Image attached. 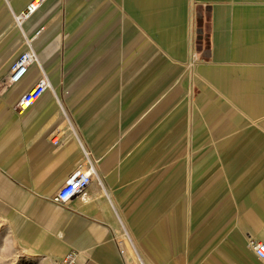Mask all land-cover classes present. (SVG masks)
I'll list each match as a JSON object with an SVG mask.
<instances>
[{"label": "crops", "instance_id": "obj_1", "mask_svg": "<svg viewBox=\"0 0 264 264\" xmlns=\"http://www.w3.org/2000/svg\"><path fill=\"white\" fill-rule=\"evenodd\" d=\"M5 1L4 35L7 11L29 0ZM23 34L56 95L14 108L37 64L0 90V215L19 248L40 264L69 251L77 264H138L125 232L143 264H264L248 245L264 242V0H43L0 48V83ZM54 34L63 64L83 72L68 96L50 73ZM82 146L103 187L60 207L51 197Z\"/></svg>", "mask_w": 264, "mask_h": 264}, {"label": "built area", "instance_id": "obj_2", "mask_svg": "<svg viewBox=\"0 0 264 264\" xmlns=\"http://www.w3.org/2000/svg\"><path fill=\"white\" fill-rule=\"evenodd\" d=\"M43 0H29L25 8L18 12L13 13V21L17 28L21 29L24 20L29 18L35 13L42 5ZM33 64L39 65L40 75L37 80L25 90L14 104V108L18 111H23L30 107L45 91L52 90V85L46 72L42 69L38 63L37 54L32 46V41L28 39L26 35H22V38L18 44V51L11 60L7 74L0 83V90L8 89L21 81L28 73L30 66ZM65 114V112H64ZM70 121H67V129L75 132L74 126ZM64 136V125L58 124L53 129V134L50 141L53 145L61 143ZM82 160L79 162L66 177L64 182L56 189L55 193L51 197V201L60 206L68 207L69 203L75 197H79L81 200H87L88 196L86 188L93 181L97 180V171L95 166V160L91 158V152L82 146ZM249 247L255 254V256L264 262V242L257 240H250ZM52 264H77L76 255L73 251H69L63 255L62 258L55 261ZM139 264H143L139 262Z\"/></svg>", "mask_w": 264, "mask_h": 264}, {"label": "rangeland", "instance_id": "obj_3", "mask_svg": "<svg viewBox=\"0 0 264 264\" xmlns=\"http://www.w3.org/2000/svg\"><path fill=\"white\" fill-rule=\"evenodd\" d=\"M0 3H7V2L5 0H0ZM0 16H2L1 10H0ZM5 17H7V20H8L6 24L7 32L5 33L6 35L2 34V32L0 33V48L4 54H8V52H10L12 48V44H10L11 40L9 37H10L11 32L16 30V27L8 11ZM50 38L51 39L49 40L46 49L55 54H57V52H60V51L62 53L59 60L56 57H53V59H51L52 60L51 68L53 69L50 71V73L54 74L56 78H59L61 82L57 90L60 96H68L77 91V83L79 81V78L83 75V72L80 73L76 69L77 65L73 64V65H68L69 67H66L65 64H63V51H64L63 42L65 38L63 36L62 37L60 36L59 38L57 37V34L52 35ZM15 42L17 43L18 40ZM73 60L74 62H76L77 58L74 57ZM58 61L60 62L59 70H58V65H57ZM68 80H69L70 85L67 84ZM51 92L53 93L54 96L56 95V91L54 88L51 90ZM186 93L188 94L189 92L187 91ZM141 96H142L141 91L135 95V98L133 99L135 100L134 102H136L134 103L135 106H138L141 104ZM65 106L71 111L70 107H68L67 105ZM117 123H118L119 129L122 126L126 125V116L124 115V113L117 114ZM95 182L98 184V179ZM0 222H1L0 224V264H40L37 258L29 255L28 251H25L24 249L19 248L18 245L20 241H16V233L14 231V225L12 223V219L11 218L4 219V215H0ZM122 245L123 247L128 248V250L125 253V257H128V261H130L131 258H133L134 261L139 264V261L137 259L138 256L135 253V249L133 248V245L130 243L127 237L124 235V233H122Z\"/></svg>", "mask_w": 264, "mask_h": 264}, {"label": "bare ground", "instance_id": "obj_4", "mask_svg": "<svg viewBox=\"0 0 264 264\" xmlns=\"http://www.w3.org/2000/svg\"><path fill=\"white\" fill-rule=\"evenodd\" d=\"M28 39L30 40V41H32V39H31V37L30 36H28ZM36 67V64H33L32 65V67H31V70L30 71H32V69L33 68H35ZM30 73V72H29ZM28 78V76H26V77H24L21 81H19L18 83H16L14 86H18V85H20L25 79H27ZM14 86H12V87H14ZM47 91H50V90H47ZM97 161V160H96ZM97 163V162H96ZM96 163H95V166H96ZM96 173H97V178H98V183H99V185L101 186V187H103V183H102V180H101V177H100V175H99V173H98V170H97V168H96ZM105 194H106V192H105ZM107 195V198L109 199V196H108V194H106ZM109 202H110V205L111 206H113V204H112V202L110 201V199H109ZM124 235H125V232H124ZM126 236V235H125ZM127 259H128V257H127Z\"/></svg>", "mask_w": 264, "mask_h": 264}]
</instances>
